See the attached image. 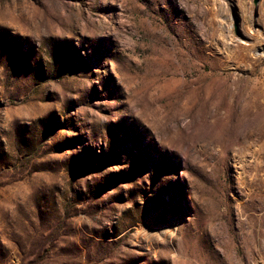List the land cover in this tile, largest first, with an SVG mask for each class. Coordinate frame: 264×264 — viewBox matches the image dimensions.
Wrapping results in <instances>:
<instances>
[{
  "label": "rangeland",
  "instance_id": "rangeland-1",
  "mask_svg": "<svg viewBox=\"0 0 264 264\" xmlns=\"http://www.w3.org/2000/svg\"><path fill=\"white\" fill-rule=\"evenodd\" d=\"M0 264H264V0H0Z\"/></svg>",
  "mask_w": 264,
  "mask_h": 264
}]
</instances>
